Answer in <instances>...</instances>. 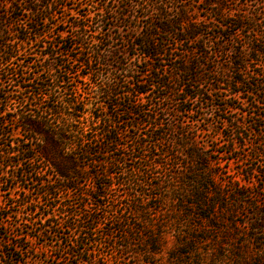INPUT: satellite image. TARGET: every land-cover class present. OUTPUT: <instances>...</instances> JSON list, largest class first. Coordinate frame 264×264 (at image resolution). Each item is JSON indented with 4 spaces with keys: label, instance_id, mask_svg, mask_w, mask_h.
I'll list each match as a JSON object with an SVG mask.
<instances>
[{
    "label": "trees",
    "instance_id": "1",
    "mask_svg": "<svg viewBox=\"0 0 264 264\" xmlns=\"http://www.w3.org/2000/svg\"><path fill=\"white\" fill-rule=\"evenodd\" d=\"M103 1V13L91 16L88 5L81 4L75 14L67 7L60 22L56 0L0 5V117H9L26 133L25 139L12 140L0 123V178L14 171L11 189H19L0 204V220L17 218L13 208L24 206L39 236L62 233L61 241H67L58 248L59 264H113L94 247L129 219L113 210L96 213L114 208L113 202L106 204L105 190L115 180L132 198L129 215L136 218L131 219L146 226L138 233L135 222L129 223L127 244L118 246L135 254V264L264 259V242L253 246L264 232V213L256 212L248 229L239 220L247 186L238 176L229 182L223 178L228 151L200 147L193 132L198 127L180 119L201 113L205 105L222 115L238 111L234 100L246 95L263 94L250 103L253 109L264 104V10L248 11L236 0H202L201 13L177 0H119L114 6ZM130 12L131 22L139 17L146 22L134 24L126 36L115 34L114 22L125 21ZM67 26L76 34H68ZM116 41L124 49L111 50ZM96 62L106 70L94 69ZM83 81L88 88L82 90ZM155 98L168 105L148 108ZM12 103L18 109H3ZM224 117L231 127L228 141L246 139L240 120ZM142 125L151 130L142 135L131 130ZM259 173L264 189V170ZM246 174L251 178L255 170ZM154 199L159 202L151 205ZM30 233L17 231L14 237H37ZM132 241L144 249L133 250ZM21 249L0 234V264H24Z\"/></svg>",
    "mask_w": 264,
    "mask_h": 264
},
{
    "label": "rangeland",
    "instance_id": "2",
    "mask_svg": "<svg viewBox=\"0 0 264 264\" xmlns=\"http://www.w3.org/2000/svg\"><path fill=\"white\" fill-rule=\"evenodd\" d=\"M119 0H107L111 6L116 5V3ZM128 2L131 0H127ZM139 1V0H138ZM178 3L186 4L187 8L193 13H201L200 8L205 6V3L202 0H177ZM58 2L57 7V16L55 19L57 22H60L64 20V12L67 10V7L72 8V14H75L76 11L74 8H77L81 4H87L88 5V12L91 16H94L96 13H103L105 10V3L103 0H56ZM5 0H0V5L4 4ZM237 5L243 4L245 8L248 9V11H252L253 9L257 7H261L262 10H264V0H236L235 2ZM90 4V5H89ZM65 7H62V6ZM24 6V3H23ZM84 6V5H83ZM264 12V11H263ZM130 17H128L125 21H117L114 22L113 32L116 34L127 35L130 33L132 27L134 24H140L143 25L146 21L145 18L139 17L138 22L135 23L133 20L134 13L130 12ZM155 16V15H154ZM138 17V16H137ZM74 21V20H72ZM130 21V22H129ZM67 30L69 31L68 34L75 35L73 29H71L69 26H67ZM92 35L97 34L96 32H90ZM101 34H98V37H101ZM93 41L97 42V37L93 38ZM121 48L124 49V43L122 41H116L112 44L111 50L115 48ZM37 47L32 48V51H35ZM39 61V60H36ZM114 64V63H113ZM79 65H77L78 67ZM94 69L100 70V72H104L106 70V67L103 65H99L97 62L93 65ZM167 67V66H166ZM169 68V66L167 67ZM264 81V78H261V82ZM84 84L81 85L82 90L85 88H88L85 81H83ZM21 96V95H19ZM263 97V94L261 95H246V99H238L234 100V102L239 106L240 110H232L227 111L222 115V112L219 110H211L206 105L204 106V110L201 113H185L180 116V119L186 121L188 126H196L198 127V130L193 131L196 132L199 145L200 147L206 146L208 148L216 149L219 148V150H222L224 152H227L222 159V172L223 178L225 181L229 182L231 180V177L238 176L237 178L241 180L243 184H246L247 188L244 190L246 191V194L243 199V204L241 207L239 220L241 222L245 223L246 229H248V226H250L251 221L255 217V213H264V189H263V177H261L260 173L261 170H264V104H260L259 108L253 109L251 106V102L254 101V99H260ZM221 103V101H217V104ZM168 105L167 101L160 100L159 98H155L152 100V102L149 104L147 102V107L156 110L159 109V107L165 108ZM17 103L8 104L7 106H4L3 109L12 111L13 109L17 108ZM194 109H198L199 106H201V103L198 101L193 104ZM161 108V109H162ZM159 109V110H161ZM259 114L260 116L256 115ZM220 116H225L227 118L233 117L238 118L241 122V130L243 132V135L246 137V139H240V143L236 142V144L233 145V143L228 141L229 138V131L231 129L230 124L223 121ZM224 117V118H225ZM124 118H127V116H124ZM256 122V123H254ZM0 123H4L3 126L8 132H12L13 136H10V139L14 140H21L25 139L26 133L24 131L17 127V125L14 123V121H11L9 117H0ZM194 123V124H193ZM263 125L262 131L259 132V126ZM134 133H138L140 135L143 134V132H148L151 130V128H148L144 125L131 129ZM195 130V129H194ZM258 130V131H257ZM1 136V132H0ZM228 144H227V143ZM132 148V147H130ZM230 149H235L234 152L229 153ZM238 158V159H234ZM112 159L110 156H108L107 161L108 165L111 166ZM163 161V159H160ZM173 164V162H171ZM101 166L96 168H100ZM123 169V168H122ZM254 169L255 170V176H251V178L246 174L248 171ZM115 171H120L121 168H115L113 169ZM2 170L0 169V173ZM14 171H8L4 177L0 178V204L4 206L6 203H8V199L12 200V198L17 196V193H19V189H11V186L14 185L12 175ZM6 178L9 180L7 184H5ZM235 178V177H234ZM122 179V175L120 176V180ZM107 182H109V179H106ZM118 181L114 180V184L111 188L105 190L106 192V199L105 202L108 206L111 205L107 202H113L114 208H104L101 207L96 213L98 214H104L105 210L107 212L109 210H113L112 212H116L117 215H120L121 213H126L128 220H123L122 223L119 225H116V228H120L119 231H115L111 238L107 240L106 243H103L102 245H96L95 251L96 253L100 254L102 257H105L109 259L113 264H135L136 259L133 258L135 254H126L122 253L119 249V245L121 244H127V241L123 238L125 237L124 231H131V229L126 228L129 226V223L131 226H133L134 222L137 227L138 233H140L141 230H146V226L140 222V221H133L131 219L132 217L135 219V215L130 214L129 215V204L132 200L131 197H127L125 194V187L119 186ZM91 181L88 180L87 185H90ZM33 188V186L31 187ZM35 192L34 190L31 191ZM156 192V191H155ZM125 194V195H124ZM32 195V194H30ZM35 195H33V198ZM159 200H153L151 202V205H155ZM90 210V207L86 208ZM93 209V208H91ZM13 213L16 212L17 218H4L0 220V234L4 236V240L11 242L12 244H19L22 246L21 252L18 253V256L20 259L24 260V264H59L58 258L60 256L59 247H63L64 245H67V241L64 239L61 241L62 233L58 234L57 237L50 236L48 233L46 236H39V229L32 227L30 223L27 221V209L24 206H16L13 208ZM92 211V210H91ZM94 212V211H92ZM111 212V214H112ZM109 215V213H108ZM17 223L15 227H13ZM109 225L106 227H111V223L108 222ZM5 228H7L5 230ZM134 228V227H133ZM17 231L20 232H32L30 234H36V238L31 237V235L26 238L25 240H21L17 237H14V234L17 233ZM134 232L136 230L134 229ZM246 233V232H245ZM249 233V231H248ZM251 234V233H249ZM139 237V235H138ZM62 242V243H61ZM264 242V232L260 235L259 242L255 241L253 246H263L261 243ZM133 250H136V248L144 249L143 246H137V242L132 241ZM171 245V242H169V245ZM29 249L30 251L27 252L26 250ZM262 257H264V250L262 251ZM167 254L164 253V256ZM166 259V257H164ZM74 260V259H73ZM145 260H148L147 257ZM75 261V260H74ZM264 259L261 257H257L255 261H252L253 264H263ZM63 262H68L67 259H65ZM75 264V263H73ZM83 264V263H79ZM95 264V263H93Z\"/></svg>",
    "mask_w": 264,
    "mask_h": 264
}]
</instances>
